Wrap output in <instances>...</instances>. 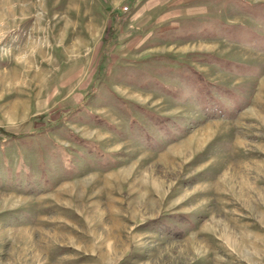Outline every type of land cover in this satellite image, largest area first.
Instances as JSON below:
<instances>
[{
	"label": "rangeland",
	"instance_id": "1",
	"mask_svg": "<svg viewBox=\"0 0 264 264\" xmlns=\"http://www.w3.org/2000/svg\"><path fill=\"white\" fill-rule=\"evenodd\" d=\"M0 264H264V0H0Z\"/></svg>",
	"mask_w": 264,
	"mask_h": 264
},
{
	"label": "built area",
	"instance_id": "2",
	"mask_svg": "<svg viewBox=\"0 0 264 264\" xmlns=\"http://www.w3.org/2000/svg\"><path fill=\"white\" fill-rule=\"evenodd\" d=\"M127 9V7H124V10H126Z\"/></svg>",
	"mask_w": 264,
	"mask_h": 264
}]
</instances>
